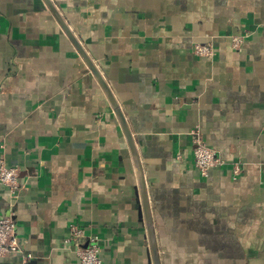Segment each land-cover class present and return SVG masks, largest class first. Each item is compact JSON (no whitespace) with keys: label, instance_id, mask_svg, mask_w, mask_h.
I'll list each match as a JSON object with an SVG mask.
<instances>
[{"label":"crops","instance_id":"0c3cea01","mask_svg":"<svg viewBox=\"0 0 264 264\" xmlns=\"http://www.w3.org/2000/svg\"><path fill=\"white\" fill-rule=\"evenodd\" d=\"M51 1L128 123L160 264H264V0ZM194 130L223 162L207 177ZM0 160L21 186L0 185L19 247L0 264H79L71 224L102 264H152L121 129L42 0H0Z\"/></svg>","mask_w":264,"mask_h":264},{"label":"built area","instance_id":"2783aa9c","mask_svg":"<svg viewBox=\"0 0 264 264\" xmlns=\"http://www.w3.org/2000/svg\"><path fill=\"white\" fill-rule=\"evenodd\" d=\"M244 35H231V48L239 51L244 42ZM192 53L197 58L212 59L216 56V50L212 43H195L192 46ZM194 130L192 156L194 166L201 177H207L209 171L223 164L218 153L212 148L204 144ZM239 169L233 170V175L237 176ZM19 170L16 166L7 165L5 161L0 160V185L8 190L9 198L15 200L18 197V192L21 189L19 183ZM96 236H87L82 227L71 224L69 225L68 235L64 243L73 248L75 257L79 264H102L99 257L100 246ZM19 252L17 239L15 235V223L12 214L0 217V258L8 255H14ZM31 258L30 255L20 256V261L25 264Z\"/></svg>","mask_w":264,"mask_h":264},{"label":"water","instance_id":"95a60500","mask_svg":"<svg viewBox=\"0 0 264 264\" xmlns=\"http://www.w3.org/2000/svg\"><path fill=\"white\" fill-rule=\"evenodd\" d=\"M59 25L60 29L70 41L76 52L78 53L79 57L82 59L83 63L85 64L86 68L91 73L92 77L98 84L99 88L101 89L109 107L111 108L116 121L121 129L123 134L125 143L127 145L128 153L130 156V160L135 172L137 187H138V194L141 204V212H142V219L143 225L146 233V238L148 242V247L150 251V257L152 264H160L158 249L156 246V240L154 235V227L152 223L150 207L148 202L147 190L144 180L143 169L141 165V161L139 158L138 150L132 133L129 129L128 123L125 119V116L120 108V105L115 98L114 94L112 93L110 87L108 86L107 82L105 81L104 77L101 75L99 70L97 69L94 62L88 56L84 48L80 45L79 41L72 33L71 29L65 22L64 18L61 16L57 8L54 6L51 0H42Z\"/></svg>","mask_w":264,"mask_h":264}]
</instances>
